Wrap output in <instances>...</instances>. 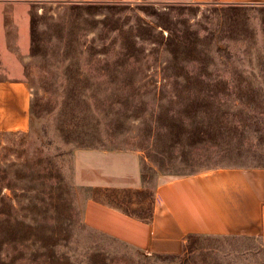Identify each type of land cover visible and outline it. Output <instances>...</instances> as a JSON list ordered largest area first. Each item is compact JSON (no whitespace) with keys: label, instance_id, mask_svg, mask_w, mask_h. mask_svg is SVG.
Wrapping results in <instances>:
<instances>
[{"label":"rangeland","instance_id":"obj_1","mask_svg":"<svg viewBox=\"0 0 264 264\" xmlns=\"http://www.w3.org/2000/svg\"><path fill=\"white\" fill-rule=\"evenodd\" d=\"M30 91L0 132V264H264L255 236L193 235L151 256L85 224L79 148L129 149L159 175L264 165V3L0 1V76Z\"/></svg>","mask_w":264,"mask_h":264},{"label":"crops","instance_id":"obj_2","mask_svg":"<svg viewBox=\"0 0 264 264\" xmlns=\"http://www.w3.org/2000/svg\"><path fill=\"white\" fill-rule=\"evenodd\" d=\"M0 1L8 5L32 0ZM30 104L29 87L23 79L0 76V132H25L30 124ZM73 179L89 191L83 211L85 224L143 254L178 257L193 235L255 236L264 246V165L220 164L159 175L152 186H146L137 151L79 148L73 153Z\"/></svg>","mask_w":264,"mask_h":264}]
</instances>
